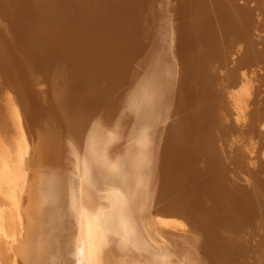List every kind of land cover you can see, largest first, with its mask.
I'll return each mask as SVG.
<instances>
[{"label": "bare ground", "instance_id": "obj_1", "mask_svg": "<svg viewBox=\"0 0 264 264\" xmlns=\"http://www.w3.org/2000/svg\"><path fill=\"white\" fill-rule=\"evenodd\" d=\"M0 264H264V0H0Z\"/></svg>", "mask_w": 264, "mask_h": 264}, {"label": "rangeland", "instance_id": "obj_2", "mask_svg": "<svg viewBox=\"0 0 264 264\" xmlns=\"http://www.w3.org/2000/svg\"><path fill=\"white\" fill-rule=\"evenodd\" d=\"M136 76H139V74H137ZM136 81H138V79H135ZM132 87L130 86L129 89H131Z\"/></svg>", "mask_w": 264, "mask_h": 264}]
</instances>
